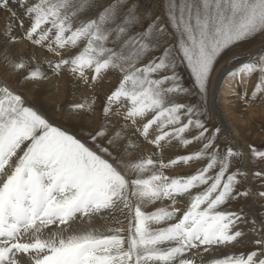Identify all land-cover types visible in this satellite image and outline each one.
<instances>
[{
  "label": "snow or ice",
  "instance_id": "snow-or-ice-1",
  "mask_svg": "<svg viewBox=\"0 0 264 264\" xmlns=\"http://www.w3.org/2000/svg\"><path fill=\"white\" fill-rule=\"evenodd\" d=\"M257 37L264 0H0V264H264V141L206 108ZM233 60L264 102V44ZM52 77L88 92L59 107L78 129L29 99Z\"/></svg>",
  "mask_w": 264,
  "mask_h": 264
},
{
  "label": "rangeland",
  "instance_id": "rangeland-1",
  "mask_svg": "<svg viewBox=\"0 0 264 264\" xmlns=\"http://www.w3.org/2000/svg\"><path fill=\"white\" fill-rule=\"evenodd\" d=\"M261 44H264V37H257L252 41L246 42L240 49L227 51L223 59H221L220 63L217 64V68H220L221 65L223 64H227V61L232 60L233 57H237V56L243 57L247 52L255 51L259 49ZM38 55L44 56L45 53L38 51ZM215 75L216 74L214 73V76ZM54 78L55 77H52L53 80ZM61 80L58 81L55 78L53 83L50 84L49 88H48L49 84L45 83L46 86L48 85L47 87L44 84L41 85L38 91L33 90L29 93V99L32 100L33 97L38 99L40 101V104L42 105V109L50 116H52L56 123H59L66 128L78 129L80 127L79 121H69L67 119L60 118L59 107L72 98L80 100L82 97L83 98L86 97L85 94L88 96V92L85 89H82L81 92L79 90L80 88L77 87L73 88L76 85L70 81L68 82L69 84L67 83L68 86L66 87V89L61 92L60 91ZM114 82L115 81L109 82L108 80H105L102 82L100 86L97 87L96 91L102 95L103 92L107 91L108 88H110L112 86V83ZM254 82H255L254 77L248 79L247 83H248L249 91H251ZM212 90H213L212 84H210L207 101H206V108L208 112L207 119L210 126L215 125L216 127L220 128L221 140L222 142H227L229 136L225 131L223 125L221 124L220 120L218 119L216 112L212 111L210 107ZM234 90H235L234 93L232 92V94H229L227 97H223L219 95L216 100L217 107L220 109L222 113L224 123L228 128V130L230 131V133L232 134V138L237 140L241 145H243L245 141L254 144H259L262 141H264V132H261V128L264 127V102H253L249 105H245L239 100L238 96L235 95V93L239 91V89L236 88V84ZM80 93L82 94V96ZM76 97H79V99ZM59 99H61V101H59ZM99 107H100V102L98 101L97 112L95 113L93 112L91 117L93 123H95V121L98 120L97 117H98ZM84 123L87 124L88 121H84ZM177 171L187 172L190 171V169L185 167V168L177 169ZM228 206L233 209L242 208L245 213H249V212L259 213L261 211L259 202L253 205V201L251 199H247V200L240 199L237 201H232L231 204Z\"/></svg>",
  "mask_w": 264,
  "mask_h": 264
},
{
  "label": "bare ground",
  "instance_id": "bare-ground-1",
  "mask_svg": "<svg viewBox=\"0 0 264 264\" xmlns=\"http://www.w3.org/2000/svg\"><path fill=\"white\" fill-rule=\"evenodd\" d=\"M40 52H42V51H40ZM38 54V53H37ZM40 54V53H39ZM41 57H43V55L41 56ZM50 58V57H49ZM224 65V67L223 68H221V71L218 73V74H216L214 77H215V83H214V85L212 84V94H211V102H210V107H211V109H212V111H215L214 110V103H213V100H214V98H215V96L217 97V96H223V97H227L229 94H232V92L234 93V87H235V84H236V81L239 79V77H237V79L236 80H234L232 77H230V76H226L224 79H223V81H222V83H221V85H220V87H219V89H218V84H220V81H221V79H222V77H223V75H225V73L228 71V68H227V65H228V63L227 64H223ZM54 80H55V78H54ZM52 78H51V80L49 81V82H47L46 84H49V86H48V88L50 87V84L51 83H53V81H54ZM57 82V81H56ZM69 82V80H67V79H62L61 80V92L62 91H64L65 89H66V87L68 86L67 85V83ZM46 84H44L45 86H46ZM69 84V83H68ZM72 85H74V84H72ZM46 86V87H47ZM60 86V85H59ZM52 88V87H51ZM73 88H76V86H74ZM82 89L83 88H80L79 90L82 92ZM71 90H72V88H71ZM77 90V89H76ZM74 91V90H73ZM76 93V92H75ZM85 93V92H84ZM217 93H218V95H217ZM81 94V93H80ZM74 96V95H73ZM81 96H82V94H81ZM85 96H87L86 94H85ZM69 97V96H68ZM72 97V96H71ZM76 98H78L79 99V97H76ZM83 98V97H82ZM81 98V99H82ZM223 100V99H222ZM59 101H61V99H59ZM58 101V102H59ZM61 105V104H60ZM51 108V107H50ZM259 110V109H258ZM257 110V111H258ZM95 113V112H94ZM98 118V117H97ZM96 122V121H95ZM250 122V121H249ZM234 133V132H233Z\"/></svg>",
  "mask_w": 264,
  "mask_h": 264
},
{
  "label": "water",
  "instance_id": "water-1",
  "mask_svg": "<svg viewBox=\"0 0 264 264\" xmlns=\"http://www.w3.org/2000/svg\"><path fill=\"white\" fill-rule=\"evenodd\" d=\"M257 50H258V49H257ZM241 58H243V57H241ZM239 63H240V61H238V60H233V63H232V64H228V65H227L228 71L225 73V75H223V77H222V79H221V81H220V84H218V89H219V87H220V85H221L223 79L227 76V73H228L229 71L233 70L235 67H237V66L239 65ZM217 95H218V93H217ZM217 97H218V96H217ZM217 97L215 96V98H214V100H213L214 108H215V112H216L217 117H218V119L220 120L221 124L223 125L225 131L227 132L228 136H229V137H232V134L230 133V131L228 130V128L226 127V125H225V123H224V119H223V117H222V113H221L220 109L217 107V104H216ZM251 211H252V209H251Z\"/></svg>",
  "mask_w": 264,
  "mask_h": 264
}]
</instances>
